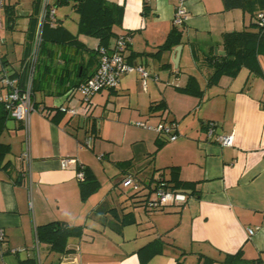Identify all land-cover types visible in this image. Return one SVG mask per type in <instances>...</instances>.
Returning <instances> with one entry per match:
<instances>
[{
    "label": "crops",
    "instance_id": "1",
    "mask_svg": "<svg viewBox=\"0 0 264 264\" xmlns=\"http://www.w3.org/2000/svg\"><path fill=\"white\" fill-rule=\"evenodd\" d=\"M108 1L124 7L122 21L113 31L130 35L125 59L142 65L148 75L125 73L115 87L94 93L84 107L72 86L90 77L94 64L89 51L57 45L56 52L43 57L34 93L41 109L30 115L29 171L20 156L25 148L21 123L10 115L0 118V142L8 146L0 157V228L4 232L0 264H208L205 257L213 259L209 264H227L222 260L224 253L238 250L245 258H258L264 264V54L257 56V73L242 66L236 75H222L212 85H207L211 68L203 59L212 50H224V32L248 27L255 16L249 9L224 8L223 0H186L188 16L177 26L182 47L175 65V46L153 53L173 27L177 0ZM33 8L32 0L21 6L4 0L0 11L1 18L4 11L2 29L7 21L12 29L23 27L22 19H26L22 39L1 34L0 76L5 72L17 82L22 80L31 49ZM62 8L63 19L57 14ZM71 11L77 14L71 5L57 7L56 18L76 34L78 15L73 18L75 27L65 22ZM87 36L78 34V39L95 49L98 40ZM79 62L84 64L83 74L81 67L77 73ZM189 75L196 77L202 95L177 89ZM114 95L123 97V103L118 104ZM159 101L164 108L151 111L150 105ZM111 102L118 117L124 108L129 120L142 117V122L172 123L177 137L166 139L142 127L130 134L124 154L110 158V152L101 150L98 161L110 159L113 165H102L103 171H112L110 186L103 190L89 150L94 151L96 137L105 135L96 127L95 109L98 105L106 109ZM65 107H75L78 114H70ZM210 120L216 123L215 133H234L232 146H222L206 134L205 123ZM12 151L15 158L10 156ZM64 158L74 161L63 167ZM130 158L129 165L120 164ZM75 162L88 165L101 184L83 200ZM171 166L178 168L181 179L195 183L196 192L184 202L149 210L142 201L129 197L130 187L120 186L126 172H133L141 183L150 179L155 168H164L169 177ZM102 201L106 210L92 214ZM126 213V222L117 230ZM50 221L82 227L80 235L67 239L64 253L51 251L35 237L36 226ZM154 239L165 243L163 252L142 262L140 249Z\"/></svg>",
    "mask_w": 264,
    "mask_h": 264
},
{
    "label": "trees",
    "instance_id": "2",
    "mask_svg": "<svg viewBox=\"0 0 264 264\" xmlns=\"http://www.w3.org/2000/svg\"><path fill=\"white\" fill-rule=\"evenodd\" d=\"M42 1L43 0H32L34 15L30 19L31 25L29 27V35L32 38L31 46L38 22L39 12L42 6ZM48 3L51 8H54L55 12L53 17L48 16L46 18L43 25L37 72L34 77L32 87V96L34 101V93L36 90L38 73L43 63V57L48 56L49 53L56 52L54 46L61 45L87 49L89 51L90 57L92 58V64H94L93 69L88 73L89 76H91L98 64L99 49L112 48L115 40L121 35L113 31V26L119 25L122 21L124 12V7L122 4L111 2L108 0H53L52 2L49 0ZM65 5H71L73 10L78 15V32L76 34L71 33L56 18V8ZM223 6L224 8L240 7L243 9H249L252 11L253 16H255V20L250 25H248V27L243 28L242 30L227 31L222 34V46L226 52L225 55H219L212 50L209 54L203 57V59H205L206 63L211 68L207 85L217 83L222 75H236L242 66H246L250 68V70L257 73L260 69L257 56L258 54H264V25H259L256 21V10L264 9V0H223ZM78 34L95 37L98 40V46L95 49H88L83 45V43L80 42V40L78 39ZM124 35L130 36L129 33H124ZM181 37V30L178 29L177 26L173 25L164 43H162L157 49L158 51L153 54L158 55L162 51L171 50L174 46L181 43ZM129 43L130 42L127 43L126 48ZM192 53L194 55V58H197L194 47L192 48ZM25 60L23 77L22 80H19L18 82L20 85H22L26 79ZM80 67L81 74H83L84 64L82 62L77 63V73H79ZM82 80L76 82L72 86V88L74 89L79 83L82 82ZM177 89L181 92H186L188 94H193L196 96L202 95V89L200 88L196 77L193 75H189L185 85L177 86ZM35 104L36 106H38L36 101ZM163 108L164 105L162 101L150 105L151 111H156ZM8 115H10L8 111L4 108L3 105L0 104V118L6 117ZM92 128H94V125H92ZM159 135L168 139L163 134ZM159 144L160 143L158 142V147ZM7 151L8 146L0 142V157L3 156ZM153 154L154 152L151 153V155ZM132 161L133 158H130L128 160L122 161L120 164L126 166L132 163ZM75 167L76 171H83V177L78 178L79 194L80 198L83 200L90 194L97 191L101 184L88 165L77 162ZM169 169V177L165 176L164 168H155L152 170L149 176L150 179L147 181L142 180L141 183L139 181L140 179L138 178L139 180H137V177L133 172H126L127 175H133L139 183L138 189H133L128 193L129 197H133L138 199V201H142L143 205L148 207V200L154 196L155 191L159 186H164L165 188L172 190L182 191L186 193L187 196L196 192L195 183L192 181L181 179L179 177V171L177 167L171 166ZM151 194L152 196H150ZM105 208L106 202L102 201L97 206H95L91 213L99 214L105 211ZM163 208L164 207L157 209H147L160 210ZM109 210H114V208H111ZM127 214L128 213L120 217L119 225L116 227L117 230H120L121 226L126 222ZM81 231L82 227L80 225L75 226L64 224L59 221H50L45 224L36 226L35 235L41 242L46 243L51 251H54L56 253H64L65 251H67V239L71 236L80 235ZM164 246L165 243L160 239H154L147 245L143 246L140 249L142 262H145L154 254L162 253ZM212 260L213 259L211 257H205L204 262H207L209 264ZM222 260L227 264H259L258 258H245L242 255L241 250H238L234 253H224Z\"/></svg>",
    "mask_w": 264,
    "mask_h": 264
},
{
    "label": "built area",
    "instance_id": "3",
    "mask_svg": "<svg viewBox=\"0 0 264 264\" xmlns=\"http://www.w3.org/2000/svg\"><path fill=\"white\" fill-rule=\"evenodd\" d=\"M49 0H43L42 6L38 16V22L36 25L34 38L32 41L31 50L25 60L26 79L25 82L20 85L16 79L12 78L7 73L3 72L0 76V81L5 90L0 91V104L8 111L10 116L18 120L24 132V143L25 148L21 152L22 160L27 163V170L29 169L30 153H29V124L30 115L33 111L40 110L41 108L36 106L33 99V80L37 72L38 57L40 51V44L42 41L43 25L46 18L53 17L54 8H51L48 3ZM4 5V0H0V11ZM188 16V10L186 6V0H177L174 7V14L172 23L175 26L182 25ZM256 21L259 25H264V11H259L256 14ZM2 18L0 15V42L2 40ZM130 42V36L121 34L112 45V48H100L98 64L94 73L88 77L85 81L79 83L74 89L81 92V99L84 107L89 106L91 96L104 88L115 87L122 75L131 71L139 72L143 77L148 75L146 69L137 63L128 62L125 59V49L127 43ZM67 110L70 114H78V110L75 107L62 108ZM136 125L144 128L153 130L158 134L165 135L168 139L173 140L177 137L172 123H157L150 125L145 122L136 121ZM216 123L212 120L206 122V134L211 137L214 141L222 146H232L234 142V133H215ZM90 137L86 139V144L90 142ZM74 160L71 158H64L61 161V165L66 167L69 163ZM76 164V162H75ZM29 171V170H28ZM77 178L83 177V171L78 170L76 172ZM124 187H130L133 189L139 188V183L136 178L128 174L122 179ZM188 196L186 193L179 190H172L159 186L154 196L148 200L147 206L151 209H157L165 207L167 205L178 204L186 201ZM249 234L254 232V228H248ZM36 237V236H35ZM4 239V232L0 228V240ZM37 240V238H36Z\"/></svg>",
    "mask_w": 264,
    "mask_h": 264
},
{
    "label": "rangeland",
    "instance_id": "4",
    "mask_svg": "<svg viewBox=\"0 0 264 264\" xmlns=\"http://www.w3.org/2000/svg\"><path fill=\"white\" fill-rule=\"evenodd\" d=\"M51 2L53 0H50ZM31 2V0H6V4H17L18 6L21 5H29ZM63 9H58L57 10V14L59 16H61V18L63 19L64 16L62 14ZM68 9V8H66ZM69 11V10H68ZM2 18L4 16V11H2ZM77 17V14H75L74 12H70L69 13V17H67L65 19L66 25H68L69 27L73 28L74 23H73V18ZM17 18V17H16ZM22 21L24 22L23 27L20 28H11L10 21L6 22V27H4L1 30V34L2 35H13L14 37L19 39L23 38V35L25 34V26H26V19H22ZM73 23V24H72ZM76 29V28H75ZM88 37V36H87ZM122 77V76H121ZM77 99L80 97H82L81 92L77 91ZM117 103H123L124 98L121 96H116L114 95ZM96 99V97H95ZM97 100V99H96ZM101 100V104L104 101V97L100 99ZM75 105L74 103H71V106ZM77 108H79V105H76ZM117 109L115 107V105L111 102V104H108L106 109H103V106L101 107L100 105H98L95 109L94 114L97 116V122H96V127L101 129L103 131L104 138L102 137H96L97 138V143L95 146L94 151L89 150L90 153V157L93 158V162H95V169L98 172V176L102 182V189L106 190L108 188V186H110L111 181L109 180L110 175L112 174V171H103L102 169V165H110L113 168V165L109 161L104 158L101 160V162L98 161V156L101 154V150H105L106 152H110V158H116V156L122 155L125 153V148L128 147L126 145V143L130 140V134L135 135L136 132L141 131L138 129H144L142 128V126L140 128L136 127L134 124L136 121H141L144 120V118L142 117H136L132 120H129L127 113L125 114V111H127V109H122V113L120 115V117L117 116V111L115 110ZM142 119V120H141ZM147 124L150 125H155L152 122L149 121H145ZM81 125H83L82 123H80ZM89 126V125H88ZM79 131V135L82 136L83 135V126L78 128ZM122 138L124 139V141L121 143ZM131 138V137H130ZM87 149V147L85 148ZM15 151H12L10 153V156H13L12 158H15ZM124 156V155H123ZM110 167V169H111ZM108 184V186H107ZM107 186V188H106ZM122 188L124 187L122 182L120 185ZM120 187V188H121ZM126 190V189H123Z\"/></svg>",
    "mask_w": 264,
    "mask_h": 264
},
{
    "label": "water",
    "instance_id": "5",
    "mask_svg": "<svg viewBox=\"0 0 264 264\" xmlns=\"http://www.w3.org/2000/svg\"><path fill=\"white\" fill-rule=\"evenodd\" d=\"M181 47L182 45L181 44H178L175 46L174 50H175V53H174V57L172 58V61L175 65H177L178 63V59H179V54H180V50H181ZM215 52H218V54H221V55H225V50H217L215 49ZM132 190V189H129V191Z\"/></svg>",
    "mask_w": 264,
    "mask_h": 264
}]
</instances>
